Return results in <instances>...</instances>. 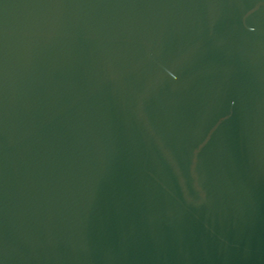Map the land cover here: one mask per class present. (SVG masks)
Instances as JSON below:
<instances>
[{"label": "water", "instance_id": "95a60500", "mask_svg": "<svg viewBox=\"0 0 264 264\" xmlns=\"http://www.w3.org/2000/svg\"><path fill=\"white\" fill-rule=\"evenodd\" d=\"M0 264H264V0H0Z\"/></svg>", "mask_w": 264, "mask_h": 264}]
</instances>
